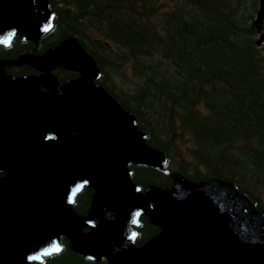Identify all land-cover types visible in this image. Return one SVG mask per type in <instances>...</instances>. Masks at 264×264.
Wrapping results in <instances>:
<instances>
[{
  "label": "water",
  "instance_id": "1",
  "mask_svg": "<svg viewBox=\"0 0 264 264\" xmlns=\"http://www.w3.org/2000/svg\"><path fill=\"white\" fill-rule=\"evenodd\" d=\"M263 20L259 0L254 24ZM51 26L46 0H0V45L31 42L0 59V264L40 261L60 236L94 264H264V213L231 183L173 174L171 187L140 191L128 164L162 169V151L96 83V63L74 37L34 53ZM23 64L38 73L6 71ZM60 66L79 76L58 83ZM85 187L93 192L81 215L72 203ZM142 216L161 230L137 247Z\"/></svg>",
  "mask_w": 264,
  "mask_h": 264
},
{
  "label": "trees",
  "instance_id": "2",
  "mask_svg": "<svg viewBox=\"0 0 264 264\" xmlns=\"http://www.w3.org/2000/svg\"><path fill=\"white\" fill-rule=\"evenodd\" d=\"M51 30L36 52L74 36L99 68L98 83L131 112L148 144L163 152L162 170L130 166L140 187H168L172 174L231 182L264 211V21L259 0H47ZM263 40L257 44L258 37ZM30 43L14 38L0 59ZM14 75L32 73L27 65ZM59 79L74 76L58 69ZM133 176V177H132ZM91 190L74 209L85 213ZM136 243L158 231L140 220ZM65 239L41 263L84 264Z\"/></svg>",
  "mask_w": 264,
  "mask_h": 264
},
{
  "label": "snow or ice",
  "instance_id": "3",
  "mask_svg": "<svg viewBox=\"0 0 264 264\" xmlns=\"http://www.w3.org/2000/svg\"><path fill=\"white\" fill-rule=\"evenodd\" d=\"M52 251H59V248L58 247H55V248L52 249ZM46 254H48V253H46Z\"/></svg>",
  "mask_w": 264,
  "mask_h": 264
},
{
  "label": "flooded vegetation",
  "instance_id": "4",
  "mask_svg": "<svg viewBox=\"0 0 264 264\" xmlns=\"http://www.w3.org/2000/svg\"><path fill=\"white\" fill-rule=\"evenodd\" d=\"M65 79H64V81L68 78L67 76L66 77H64ZM61 82H63V81H61ZM0 175H2V174H0ZM67 242V241H66ZM67 246H68V242H67ZM69 248V247H68Z\"/></svg>",
  "mask_w": 264,
  "mask_h": 264
},
{
  "label": "bare ground",
  "instance_id": "5",
  "mask_svg": "<svg viewBox=\"0 0 264 264\" xmlns=\"http://www.w3.org/2000/svg\"><path fill=\"white\" fill-rule=\"evenodd\" d=\"M133 177V176H132Z\"/></svg>",
  "mask_w": 264,
  "mask_h": 264
}]
</instances>
